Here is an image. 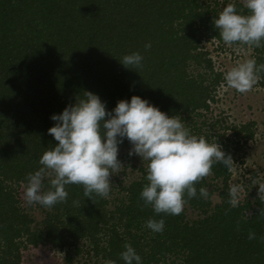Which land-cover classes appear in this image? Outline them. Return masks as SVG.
Here are the masks:
<instances>
[{
    "label": "trees",
    "instance_id": "obj_1",
    "mask_svg": "<svg viewBox=\"0 0 264 264\" xmlns=\"http://www.w3.org/2000/svg\"><path fill=\"white\" fill-rule=\"evenodd\" d=\"M228 3L246 14L242 3L229 0H0V264H22L23 250L42 244L66 250L69 264L85 251L106 264H125V244L142 264H264V199L254 193L232 207L228 191L235 162L256 139V122L214 120L224 74L201 46L203 39L223 43L214 19ZM251 48L264 64V46ZM134 52L143 56L137 71L120 62ZM258 78L264 86V72ZM85 91L98 94L109 110L139 95L177 115L198 137L208 127L204 138L220 144L234 163L231 169L214 163L210 177L195 182L198 195L185 204L198 219L187 221L183 211L156 214L146 205L140 194L147 168L121 187L114 209L107 198H87L82 185L69 184L67 202L42 206L45 220L33 219L20 188L58 143L48 132L56 123L51 116ZM130 146L125 139L120 149ZM210 180L216 190L199 196ZM214 191L221 199L215 207ZM150 218H163L164 230L147 228Z\"/></svg>",
    "mask_w": 264,
    "mask_h": 264
},
{
    "label": "clouds",
    "instance_id": "obj_2",
    "mask_svg": "<svg viewBox=\"0 0 264 264\" xmlns=\"http://www.w3.org/2000/svg\"><path fill=\"white\" fill-rule=\"evenodd\" d=\"M243 6L246 14L228 3L214 19L219 37L226 45L262 47L264 0H243ZM142 61L139 52L125 54L120 59L126 68L134 70L143 66ZM261 72L264 64L258 65L254 58H249L227 70L224 81L227 87L247 93ZM51 119L56 123L48 132L58 143L42 154L41 167L26 177L24 197L28 204L51 208L67 202L69 184L82 185L87 198L92 199L93 194L108 198L110 177L122 165L118 156L125 139L131 145L129 156L138 155L148 162V183L140 195L156 214L179 215L186 199L198 195L195 182L207 176L214 163L229 169L234 163L231 154L220 144H210L203 136L192 134L177 115L170 116L139 95H133L130 100L121 99L109 110L98 94L85 91L83 98H77ZM45 177H51V187L46 191L43 190ZM258 186L259 198L264 199V182ZM228 191L230 205L237 207L240 186L231 184ZM208 195L205 187L199 188V196ZM164 225L163 218H150L146 222L153 232H162ZM254 238L255 233H249V239ZM124 248L120 256L125 264H142L141 256L131 244H125Z\"/></svg>",
    "mask_w": 264,
    "mask_h": 264
},
{
    "label": "rangeland",
    "instance_id": "obj_3",
    "mask_svg": "<svg viewBox=\"0 0 264 264\" xmlns=\"http://www.w3.org/2000/svg\"><path fill=\"white\" fill-rule=\"evenodd\" d=\"M215 1V0H211ZM240 2L243 0H229ZM201 46L210 53L216 69L223 74L234 67L239 62L249 58L255 59V53L249 46L226 45L224 42L219 44L218 41H209L203 39ZM194 70V69H193ZM216 102L212 105L214 120L216 118L226 117L229 124H240L246 122H256V139L249 142L245 147L244 153L240 154L243 159L236 161L232 168L231 184L239 185L241 188L240 201L253 199V194H258V184L264 182V86L258 78L257 83L247 93H240L235 89L229 88L226 82L218 88ZM209 118L211 115L208 116ZM202 120H199L200 125ZM212 122V119L211 121ZM206 127L201 136L204 137ZM216 132H223L222 129H216ZM214 131V132H215ZM131 147V146H130ZM120 149L118 159L122 165L119 170L110 177L111 191L107 198L110 201V209H114V204L119 198L123 197L121 187L129 185L131 182L141 177V170L148 166L147 161H143L138 155L129 156V149ZM210 177V175L208 174ZM212 184L208 191L216 190ZM221 185V184H220ZM26 187L20 188V198L22 204L27 207L29 213L37 223H42L46 218V211L39 204H28L24 191ZM213 207L220 203L219 192L214 191L211 198ZM183 212L187 221H193L200 217L198 211L184 205ZM35 226V225H33ZM86 249V248H85ZM22 264H69L66 259V250L60 251L51 244H42L38 247L29 246L23 250ZM73 264H106L103 260H98L92 254L85 251L82 255L73 256Z\"/></svg>",
    "mask_w": 264,
    "mask_h": 264
},
{
    "label": "built area",
    "instance_id": "obj_4",
    "mask_svg": "<svg viewBox=\"0 0 264 264\" xmlns=\"http://www.w3.org/2000/svg\"><path fill=\"white\" fill-rule=\"evenodd\" d=\"M24 187V186H23ZM22 188V187H21ZM25 208H27L26 206H25Z\"/></svg>",
    "mask_w": 264,
    "mask_h": 264
}]
</instances>
